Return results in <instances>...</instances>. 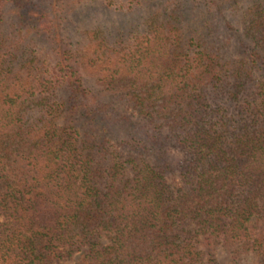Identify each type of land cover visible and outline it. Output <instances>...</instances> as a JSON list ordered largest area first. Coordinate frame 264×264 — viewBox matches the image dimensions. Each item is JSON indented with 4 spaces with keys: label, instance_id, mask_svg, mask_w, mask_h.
Here are the masks:
<instances>
[{
    "label": "trees",
    "instance_id": "16d2710c",
    "mask_svg": "<svg viewBox=\"0 0 264 264\" xmlns=\"http://www.w3.org/2000/svg\"><path fill=\"white\" fill-rule=\"evenodd\" d=\"M83 1L0 0V264H223L218 248L264 264V0H249L237 58L208 34L181 40L175 14L62 50L54 9Z\"/></svg>",
    "mask_w": 264,
    "mask_h": 264
},
{
    "label": "rangeland",
    "instance_id": "374dc122",
    "mask_svg": "<svg viewBox=\"0 0 264 264\" xmlns=\"http://www.w3.org/2000/svg\"><path fill=\"white\" fill-rule=\"evenodd\" d=\"M236 2L234 8L224 12H220L218 7L208 2V0H89L72 2L58 4L55 7L54 10H57L58 13L56 16L58 21L54 22V27L60 31H58V43L62 50L72 51L77 48L80 41L90 38L96 31L112 35V37H115V33L118 32L121 36L128 37L142 30L146 24L156 17L165 19L170 14H175L177 15L176 22H180L177 27L181 31L179 33L181 40L186 37L187 29L190 30V33L193 30L196 31L195 35H198V33L208 34V42L217 40L222 46L223 54L237 58L241 57L243 53L239 47V42L245 41L242 36L238 35L237 31L241 30V21H247L245 10L248 4L249 6L251 4L249 0H236ZM32 9L35 12L48 13V7L42 2H39L38 6L33 4ZM6 11L8 10L4 9V13ZM192 36H189V38ZM28 42L31 45L34 42L32 53L47 65H53L60 54L58 49H55L54 42L50 39L49 34L44 31H36L33 42L32 39ZM56 48L58 47L56 46ZM30 50L29 47L25 49L26 55L31 53ZM83 74L85 75V73ZM87 81L92 93H99V99L110 110H115L118 114H132L129 105L122 100L120 101V97H115L109 92L95 87L90 79H87ZM160 150L163 152L165 159L176 169L178 167L176 165L182 160L181 153L171 149V146L166 143ZM154 152L163 161L161 153H158V145ZM172 175L175 176V174ZM215 254L223 264L230 262V257L225 250L215 249Z\"/></svg>",
    "mask_w": 264,
    "mask_h": 264
}]
</instances>
